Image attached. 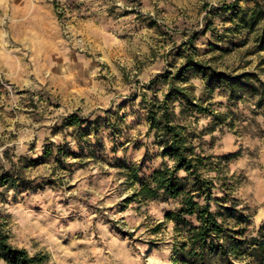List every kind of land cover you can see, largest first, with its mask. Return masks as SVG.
Instances as JSON below:
<instances>
[{
    "label": "rangeland",
    "instance_id": "rangeland-1",
    "mask_svg": "<svg viewBox=\"0 0 264 264\" xmlns=\"http://www.w3.org/2000/svg\"><path fill=\"white\" fill-rule=\"evenodd\" d=\"M253 10L264 0H0V163L22 179L0 187L9 243L41 264H187L186 241L165 218L177 201L132 200L124 167L147 178L172 166L147 131L141 95L164 92L149 82L187 54L222 78L186 74L223 115L201 137L220 173L205 172L210 211L246 238L264 236V19L242 23ZM243 73L251 78L226 84ZM69 116L81 123L66 125ZM212 120L200 116L197 128Z\"/></svg>",
    "mask_w": 264,
    "mask_h": 264
},
{
    "label": "trees",
    "instance_id": "trees-1",
    "mask_svg": "<svg viewBox=\"0 0 264 264\" xmlns=\"http://www.w3.org/2000/svg\"><path fill=\"white\" fill-rule=\"evenodd\" d=\"M261 18L264 19V12L253 10L249 22H244L242 17V23L252 28ZM256 40L257 50H264V26ZM189 71L204 79H222L219 74L210 71L208 66L194 61L192 54H187L174 72H164L149 82L150 85L154 82L166 85V90L160 95L154 93L147 98L142 94L140 104L145 110L147 131L152 134L153 143L160 149L161 156L172 161V166L162 163L147 178H140L135 169L124 166L129 169L132 182L137 184L130 198L139 202L177 201L178 208L166 212L165 218L174 223L175 231L186 241L184 245L187 250L183 253L187 257V264H264V236L246 238L243 228L229 226L225 223L226 218L219 221L220 214L210 211L208 202L214 186L212 180L205 177V172L207 169L215 170L216 177H220V173L217 166H210L213 164L210 161L212 156L203 152L201 137L212 132L215 122L221 121L223 115L205 106L202 98L194 95L195 87L186 78ZM249 78L250 75L243 73L236 78L225 79V82L234 88L240 85L241 79ZM207 115H212L213 124L198 129L200 116ZM65 121L68 126L81 123L76 116H69ZM63 155L76 156L69 148ZM230 157L232 155H226L224 159ZM28 163L31 166L37 165L42 163V159H31ZM179 171L185 175L179 176ZM21 181L18 173L5 169L0 163V187L15 188ZM200 198L205 201L203 205L198 201ZM186 217L193 218L195 224ZM235 219L239 221V216ZM213 255L217 256L215 263L211 262ZM43 259L42 255H30L24 248L12 246L8 236L0 229V260L5 264H41Z\"/></svg>",
    "mask_w": 264,
    "mask_h": 264
}]
</instances>
